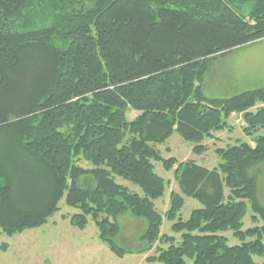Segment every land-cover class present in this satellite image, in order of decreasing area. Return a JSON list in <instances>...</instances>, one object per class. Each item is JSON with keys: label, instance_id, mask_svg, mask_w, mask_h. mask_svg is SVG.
I'll list each match as a JSON object with an SVG mask.
<instances>
[{"label": "trees", "instance_id": "16d2710c", "mask_svg": "<svg viewBox=\"0 0 264 264\" xmlns=\"http://www.w3.org/2000/svg\"><path fill=\"white\" fill-rule=\"evenodd\" d=\"M260 39L264 0H0L1 233L45 224L63 198L69 224L91 220L116 256L129 212L146 222L145 264H260L264 87L210 97L202 85L216 58ZM236 114L248 140L215 147L212 168L158 150L177 133L203 154ZM153 162L179 188L163 213ZM185 196L200 206L182 219Z\"/></svg>", "mask_w": 264, "mask_h": 264}, {"label": "rangeland", "instance_id": "374dc122", "mask_svg": "<svg viewBox=\"0 0 264 264\" xmlns=\"http://www.w3.org/2000/svg\"><path fill=\"white\" fill-rule=\"evenodd\" d=\"M204 75V92L210 97H227L250 89L264 87V39L226 52L216 58L208 67ZM134 112L130 111L131 118ZM241 115H233L228 118L231 130H223L215 133L217 139L206 138L202 144L207 145V151L203 154H193V144L181 139L177 133L164 143L158 145V150L164 158L174 156L178 161L191 159L204 167L216 166L219 159L214 154L215 147H224L240 140H248L241 131ZM154 171L167 181V189L162 197L154 201L155 208L163 213L170 202L171 191H179L174 178L173 170L166 171L162 163L153 162ZM86 166L87 163L83 162ZM258 173V194L261 203L264 205V163L256 167ZM117 181L124 184L133 191L140 192L128 181L117 178ZM60 209L47 222L36 228L25 229L20 233L7 235L1 233L0 229V264H145V255L139 252L141 248L140 236L146 226L142 218H135L129 212L117 218L120 224V231L115 238L117 245L127 250L123 256L114 255L109 246L103 243L98 235L97 225L91 220L81 230L70 225L67 215L74 214L77 210L68 207L63 198L59 201ZM197 200L191 197H184V205L181 208L182 219H186L190 212L199 207ZM249 213V212H248ZM248 214H246L247 216ZM244 218L243 229L252 226L249 217ZM170 223L163 220L160 228L161 233L170 232ZM228 244L238 243L231 234L226 232ZM254 260L264 264V257H254Z\"/></svg>", "mask_w": 264, "mask_h": 264}]
</instances>
